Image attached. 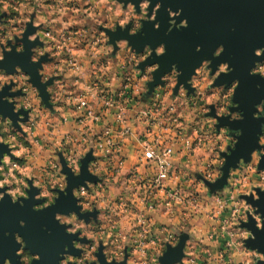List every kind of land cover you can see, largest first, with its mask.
Instances as JSON below:
<instances>
[{
  "label": "clouds",
  "instance_id": "obj_1",
  "mask_svg": "<svg viewBox=\"0 0 264 264\" xmlns=\"http://www.w3.org/2000/svg\"><path fill=\"white\" fill-rule=\"evenodd\" d=\"M162 6V0L155 3L153 0H107V3L100 0H29L28 3L0 0V64L13 53V49L16 54L25 53V33L31 24L34 31L27 35V43H39L30 49V63L40 65L36 73L41 86H35L31 75L19 65L12 73L0 68V93L6 87L12 94L22 93L3 97L13 105L11 115L17 119L14 125L11 116L0 114V145L8 149L0 153V203L7 197L13 206L24 208L25 201L30 199L31 184L32 189L39 190L31 199L43 201L33 204V212L55 207L61 194L65 198L69 195V175L73 179L81 178L82 161L89 153L93 158L87 165L83 182L71 189L74 208L78 212H57L54 215L64 234L76 237L72 240V248L81 254L78 257L70 254L65 244L64 251L58 254L57 264H161L169 246L175 250L182 235L187 239L175 264H198V261L217 264V253L205 248L206 241L199 235L203 229L196 227L203 221L209 222L203 226L209 232L207 240L216 243L217 240L212 239L214 236L226 239L227 252L220 254L221 257L227 255L226 264H264V251L246 246L247 241L256 240L253 231L241 226L247 225L251 217L256 230L264 232V212L258 203L261 195L256 191L259 189L264 194V169L258 170L264 159V124L260 125L257 147L249 154V162L241 157L234 167H229L226 183L210 191V186L225 176L226 158L221 154L230 156L229 149L234 151L238 143L228 127L217 130L218 120L228 118L229 122H235L243 119L241 112L230 111L238 107L233 103V97L239 80H234L230 86L216 83L222 74L227 76L235 69L228 62H222L213 71L212 60L205 59L182 82V71L172 64L170 71L161 75L157 82L154 74L159 72L160 64L152 63L143 68L140 65L152 58L153 53L157 58L166 55L165 44L154 49L146 44L138 53L128 39L109 42L108 33L114 35L117 29L121 33L127 32L129 37L144 36V24L150 23L153 31H158L157 15ZM165 11L169 17L165 35L173 29L188 28L187 19L176 23L182 9L173 11L167 8ZM74 24L80 27L71 29L69 25ZM71 42L82 46L78 49L81 54L87 53L83 60L72 57ZM200 51L198 45L196 52ZM223 53L224 46H218L212 53L213 59ZM252 54L257 58L264 57V47L254 49ZM43 57H47V61L42 62ZM100 72L105 75L101 76ZM249 75L259 76L264 81V60L255 61ZM113 79L118 81L115 88L110 86ZM50 80L51 84L48 83ZM98 81L109 84V87L105 89ZM149 85H152L151 92ZM256 88L260 91L264 85L257 84ZM87 100L93 103H85ZM97 101L103 102V107L94 111ZM254 107L253 118H264V99ZM79 108L86 111L79 113ZM22 109L27 113L26 122ZM213 110L214 117L210 115ZM105 111L116 118L115 129L110 125L106 127L108 122L101 115ZM126 112L134 113V126L146 123L149 131L156 126L161 130L171 128L176 133V140L171 144L159 147L157 142L146 147L140 155L151 158L150 163L156 166L150 177L152 185L163 186L172 179L173 173L178 181L173 189L166 191L164 203L172 211L169 219L161 225L143 212H134L136 223L142 227L128 235L117 230L120 221L116 218L120 215L117 201L126 212L132 211L124 206L126 197L121 194V189L127 191V178L121 179L126 157L119 151L120 145L114 143L112 135L113 131L116 136L124 138L134 135L131 128L119 127L126 122ZM69 114L81 118L79 121L68 119ZM74 123H94V127L102 131L87 128L66 131L68 125ZM41 126L46 127L48 133L37 139ZM240 135L241 132L237 131L235 137ZM180 156L186 159L180 160L179 164L169 163ZM29 160L33 162L29 163ZM37 160L43 162L42 167L37 166ZM154 195L151 193L149 199ZM241 197H251L253 203ZM206 201L214 202L221 211L206 215L210 206ZM145 207L152 210L147 201ZM186 208H193L199 214L183 211ZM92 213L95 215L88 216L86 222L84 215ZM102 218H107L105 223L101 222ZM19 225L24 228L25 221H19ZM42 230L51 235L46 227ZM10 235L19 245L15 253L19 264L41 262L39 253L30 254L25 250L26 242L19 233L5 232V239ZM84 240L88 243L81 242ZM189 242L191 250L186 254L185 245ZM126 247H131L138 255L128 256L124 251ZM205 252L208 253L206 259ZM3 264H13V260L6 257Z\"/></svg>",
  "mask_w": 264,
  "mask_h": 264
},
{
  "label": "water",
  "instance_id": "obj_2",
  "mask_svg": "<svg viewBox=\"0 0 264 264\" xmlns=\"http://www.w3.org/2000/svg\"><path fill=\"white\" fill-rule=\"evenodd\" d=\"M155 2L156 0H153V3ZM162 3L163 6L157 15V21L160 23L158 31H153V25L150 23L144 24V36L129 37L127 32L121 33L117 29V33L114 35L108 33L111 37L109 42L112 43L121 38L128 39L130 45L138 53L143 51L146 44L151 45L153 49L161 43L165 44L166 55L157 58L153 53L152 58L140 65L143 68L145 65L159 63L160 70L154 74L157 82H159L161 75L170 71L172 64H176L179 70L182 71L183 76L180 78L182 82L187 80L193 73V69L198 67L201 61L205 59L212 60L213 71L222 62H228L235 69L227 76L222 74L216 82L217 84L230 86L234 80H239V87L233 97V103L237 104L238 107L232 108L230 111L241 112L243 119L235 122H229L228 118H219L218 120L217 128L228 127L230 135L237 138L238 143L234 151L229 149L230 156L222 154L226 158V165L223 169L225 176L216 185L210 186V191H215V189L226 183L229 167H234L241 157L244 158L246 163L249 162V154L257 147V135L260 132V125L264 124V118H253L254 105L259 104L264 99V88L257 91L256 85H264V81L259 76L249 75V70L254 67V62L264 60V57L257 58L252 54L254 49L264 47V0H162ZM167 8H171L173 11L182 9L181 16L176 19V23L179 24L182 20L187 19L188 28L179 31L173 29L171 33L165 35L169 27L168 13L165 11ZM137 11H139L138 8ZM150 14L151 9L149 10ZM32 31L34 29L29 26L28 32L25 33V53L16 54L13 49V53L6 56L4 63L0 64V68H5L9 73H12L15 66L19 65L26 74L31 75V82L40 88L39 77L36 73V69L40 65L30 63V49L36 46L37 42L31 45L27 43V35ZM198 45L201 47L199 53L196 52ZM220 45L224 46V53L219 58L213 59L212 53ZM45 61H47V57L42 58V62ZM48 83L51 84L52 81L50 80ZM149 87L151 92L152 85H149ZM41 92L43 93V88H41ZM12 96H19V93H10L8 87L5 88L3 93H0V114L11 116L15 125L17 117L11 115L13 105L3 100V97ZM47 99L48 97L45 96V100ZM21 114L27 120V113L23 109ZM237 131L241 132L239 137H235ZM7 151L6 146L0 145V153ZM92 159L89 153L82 161L81 178L73 179L69 175V188L67 190L69 195L65 198L61 194L55 207H50L39 213L33 212V204L43 203V201H33L31 199V196L39 191L32 189L31 184L29 187L30 199L25 201L24 208H20L19 205L13 206L7 197L5 202L0 203V264H3L6 257L11 258L13 264H19V258L15 255L19 245L15 244L11 235L5 239V232L10 234L19 233L26 242L25 250L30 254L39 253L41 255L42 260L39 264H57L58 254L64 251L65 244L68 245L70 254L77 257L81 254L78 250L72 248V240L76 237L66 236L63 227L58 226V223L54 220V215L57 212L64 214L74 210L78 212L74 208L71 189L83 182V178L87 175V165ZM260 169H264V159L258 166V170ZM256 191L258 195H261V200L258 203L261 211L264 212V194H261L259 189ZM241 198L253 203L251 197ZM94 215L95 213L85 214L83 218L87 221L88 216ZM21 220L25 221L26 226L24 228L19 225ZM241 226L249 228L256 236V240L247 241L246 246L264 251V232L256 230L255 222L251 217H249L247 225L242 224ZM45 227L51 232V235L48 234V231L42 230ZM186 239L187 236L182 235L181 242L175 250L169 246L164 257L161 258V264H175L179 259L180 250L184 247ZM81 242L86 243V240ZM100 259L103 261L102 255ZM33 264H38V262L33 261Z\"/></svg>",
  "mask_w": 264,
  "mask_h": 264
},
{
  "label": "crops",
  "instance_id": "obj_3",
  "mask_svg": "<svg viewBox=\"0 0 264 264\" xmlns=\"http://www.w3.org/2000/svg\"><path fill=\"white\" fill-rule=\"evenodd\" d=\"M101 3H107V0H100ZM75 15V13H73ZM72 29H78L79 25H69ZM82 47L78 42H71V48L73 51L72 57L77 59H82L87 56V53L81 54L78 49ZM115 51V49H114ZM97 55H99V52H97ZM101 76H104V72H100ZM101 83L102 87L107 89L109 87V84L98 81ZM118 84V81L113 79L111 81V87L115 88ZM125 91H129L128 89H125ZM105 95H107V92H105ZM123 99V98H120ZM89 104L93 103L92 100H87ZM51 102V101H50ZM103 107V102L97 101L96 107L93 109L94 111H98L100 108ZM79 113H83V109H78ZM103 120L108 122L107 126H112L113 129H115V126L117 124V120L115 117L112 116L110 112H102L101 113ZM134 113H125L124 119L125 123H121L119 127L121 129L124 128H131L134 135L129 138L119 137L115 135V132L113 131V139L116 142V144L120 145L119 151H122L124 156L126 157V163L123 166V169L121 170V179H126V193L123 189H121V194L125 195V200L123 201V204L125 207H128L132 209V211L126 212L124 210V207H121V204L119 201L116 203L117 210L120 212L119 217H116L120 222L118 225L117 230L121 231L124 235H128L134 230L140 229V225L136 223V215L133 214L134 212H143L147 216H151L154 219V222L159 223L163 225L169 217L172 215V211L170 207L165 206V201L167 199L166 197V191L169 189H173L176 184L178 183L175 174L173 173L172 179H170L169 182H167V187H153L151 190L146 187L145 179L150 178L154 174L155 165L153 163H150L148 161H145L144 158L140 155V153L144 150V139L148 138V140L153 141L157 137H161V147H163L166 143L171 144L176 140V133L172 131L171 128H169L168 131L161 130L159 127L153 126L151 127V130H147L149 128V125L146 123L138 124L136 126L133 125L132 119H133ZM80 116H73L69 114L68 119L80 120ZM182 119V117H181ZM85 128L87 129H93L96 132L102 131L99 127H94V123H74L68 125L66 131L69 132H76L78 129L80 131H83ZM180 129L177 128V131ZM48 130L46 127L41 126L39 129V132L37 133L40 136L47 135ZM59 134V133H57ZM193 144L196 143L195 140L192 141ZM196 153L194 152L193 155ZM186 159L185 156H180L178 160L172 161L173 164H179L180 160ZM36 163L40 164L38 167L43 166V162L41 160L35 161ZM153 171H149V170ZM119 183V181H117ZM155 193L154 196H152L150 199V194ZM201 195H204L203 192L200 193ZM146 201L149 203V206L152 207L151 211H148L145 207ZM206 204L210 205L208 207L206 215H210L212 212H220L218 207L214 204V202L206 201ZM183 211L190 212V213H196V210L193 208H186ZM107 218H102L101 222L106 221ZM209 223L208 221L198 222L196 227L198 229H203L199 232L200 238L202 240H205V248L212 249L213 252H216L217 255L215 257V260L217 264H226V261L228 259L227 255L224 259H219V255L222 252V250H225V244L226 239H218L217 237H213V240H217L216 243H213L211 240H207V237L209 235V232L207 229H204V224ZM107 247V245H105ZM191 250V242L187 243L185 245V253H189ZM126 254L131 257H136L138 254L131 248L126 247L124 249ZM159 251L163 252L166 251V249H160ZM208 253L205 252L204 259L207 258ZM198 264H201V262L198 261Z\"/></svg>",
  "mask_w": 264,
  "mask_h": 264
},
{
  "label": "built area",
  "instance_id": "obj_4",
  "mask_svg": "<svg viewBox=\"0 0 264 264\" xmlns=\"http://www.w3.org/2000/svg\"><path fill=\"white\" fill-rule=\"evenodd\" d=\"M85 103H87V104H89L88 103V101H86ZM83 109V111H86V109L85 108H82ZM153 127V126H152ZM169 130V128H165L164 129V131L166 132V131H168ZM114 140V139H113ZM144 141H146V143H144V149L146 148V147H148L149 145H156L157 144V142H158V146L159 147H161V137H157L155 140H153V141H150V140H148V138H145L144 139ZM114 143H116L115 141H114ZM144 158V160L145 161H148V162H150V159L151 158H147V157H143ZM169 163H172V161H169ZM155 165V164H154ZM156 167V166H155ZM170 180H168L167 182H169ZM167 182L163 185V186H165V187H167ZM145 184H146V187L148 188V189H152L153 187H163V186H155V185H152L151 184V181H150V178H148V179H145ZM216 205V204H215ZM217 207H218V209L221 211V209H220V207L218 206V205H216ZM152 208V207H151ZM142 226L140 225V228H141ZM226 245V244H225ZM227 252V249H226V246H225V250H222V252L221 253H226ZM220 253V254H221ZM226 257V254L225 255H223V257H221V255H219V259L221 260V259H224Z\"/></svg>",
  "mask_w": 264,
  "mask_h": 264
},
{
  "label": "rangeland",
  "instance_id": "obj_5",
  "mask_svg": "<svg viewBox=\"0 0 264 264\" xmlns=\"http://www.w3.org/2000/svg\"><path fill=\"white\" fill-rule=\"evenodd\" d=\"M29 2V0H22V3H28ZM20 13H13V15H19ZM29 26H31V24H29ZM72 29V28H71ZM108 29H105L104 31L106 32ZM18 43H19V41H18ZM37 43H39L38 41H37ZM71 50H72V48H71ZM72 53H73V51H71V55H72ZM19 93V96L20 95H22V93L21 92H18ZM211 107V106H210ZM210 115H212L213 117L215 116V113H214V110H213V112H211L210 113ZM27 120H25V122H26ZM217 130H219L218 128H217ZM222 131H224V132H227V129H223ZM39 132V131H38ZM37 139H39V135L37 134ZM33 147H35V145H33ZM37 154H39V150L37 149ZM222 155V154H221ZM223 157V156H222ZM19 159V158H18ZM33 161H31V160H29V163H32ZM36 163V162H35ZM37 164V166H39L40 164H38V163H36ZM42 167V166H41ZM29 187H30V185H29ZM58 191V190H57ZM45 199H48L47 197L45 198ZM87 222V221H86ZM106 221H104V222H102V223H105ZM86 243H88V241H86Z\"/></svg>",
  "mask_w": 264,
  "mask_h": 264
},
{
  "label": "flooded vegetation",
  "instance_id": "obj_6",
  "mask_svg": "<svg viewBox=\"0 0 264 264\" xmlns=\"http://www.w3.org/2000/svg\"><path fill=\"white\" fill-rule=\"evenodd\" d=\"M14 253H15V250H14Z\"/></svg>",
  "mask_w": 264,
  "mask_h": 264
}]
</instances>
